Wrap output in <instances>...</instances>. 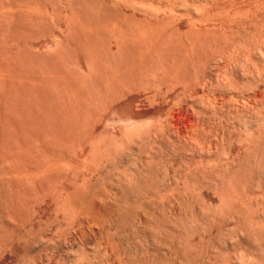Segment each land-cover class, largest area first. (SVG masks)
<instances>
[{
    "label": "rangeland",
    "instance_id": "374dc122",
    "mask_svg": "<svg viewBox=\"0 0 264 264\" xmlns=\"http://www.w3.org/2000/svg\"><path fill=\"white\" fill-rule=\"evenodd\" d=\"M263 56L264 0H0V264H262Z\"/></svg>",
    "mask_w": 264,
    "mask_h": 264
},
{
    "label": "bare ground",
    "instance_id": "6f19581e",
    "mask_svg": "<svg viewBox=\"0 0 264 264\" xmlns=\"http://www.w3.org/2000/svg\"><path fill=\"white\" fill-rule=\"evenodd\" d=\"M32 1H33V0H32ZM228 1H229V0H228ZM231 1H232V0H231ZM211 2H212V1H211ZM73 7H74V6H73ZM8 8H9V7H8ZM27 8H28V7H27ZM32 8H33V7H32ZM108 8H109V7H108ZM18 9H20V8H18ZM117 9H118V8H117ZM7 10H8V9H7ZM30 10H31V9H30ZM32 10H33V9H32ZM25 11H26V10H25ZM36 11H37V10H36ZM3 12H4V11H3ZM29 13H30V12H29ZM107 13H108V12H107ZM9 14H11V13H9ZM79 15H80V14H79ZM98 15H100V14H98ZM119 15H120V14H119ZM29 17H30V16H29ZM2 18H3V17H2ZM31 18H32V17H31ZM10 20H11V19H10ZM99 20H100V19H99ZM93 21H94V20H93ZM93 21H92V22H93ZM31 22H32V21H31ZM75 23H76V22H75ZM7 25H8V24H7ZM96 27H97V26H96ZM121 27H122V26H121ZM8 28H9V27H8ZM116 28H117V27H116ZM122 28H123V27H122ZM94 29H95V28H94ZM144 30H145V29H144ZM28 31H29V30H28ZM86 31H87V30H86ZM117 31H118V30H117ZM163 31H164V30H163ZM156 32H157V31H156ZM92 33H93V32H92ZM104 33H105V32H104ZM143 34H144V33H143ZM145 34H146V32H145ZM154 34H155V33H154ZM108 35H110V34H108ZM114 35H115V34H113V36H114ZM120 35H121V34H120ZM140 35H141V33H140ZM3 36H4V35H3ZM90 37H91V36H90ZM172 37H174V36H172ZM3 38H4V37H3ZM123 38H124V37H123ZM126 38H127V37H126ZM169 38H171V36H170ZM53 39H54V38H53ZM71 39H72V38H71ZM73 39H74V38H73ZM129 39H130V37H129ZM167 39H168V38H167ZM252 39H253V38H252ZM62 40H63V39H62ZM134 40H135V39H134ZM136 40H137V39H136ZM136 40H135V41H136ZM155 40H156V39H155ZM170 40H171V39H170ZM122 41H123V40H122ZM125 41H126V39H125ZM191 41H192V40H191ZM56 42H57V41H56ZM67 42H68V41H67ZM87 42H88V41H87ZM103 42H104V41H103ZM163 42H164V41H163ZM163 42H162V45H163ZM98 43H99V42H98ZM118 43H119V42H118ZM150 43H151V42H150ZM167 43H168V42H167ZM202 43H203V42H202ZM83 44H84V43H83ZM133 44H134V43H133ZM199 44H200V43H199ZM204 45H205V44H204ZM204 45H203V46H204ZM105 46H106V45H105ZM141 46H142V45H141ZM68 47H69V46H68ZM147 47H148V46H147ZM162 47H163V46H162ZM189 47H190V46H189ZM60 48H62V47H60ZM100 48H101V47H100ZM124 48H125V47H124ZM132 48H133V47H132ZM157 48H158V47H157ZM167 48H168V47H167ZM170 48H171V47H170ZM170 48H169V50H170ZM201 48H202V47H201ZM55 49H56V48H55ZM118 49H119V48H118ZM122 49H123V48H122ZM125 49H126V48H125ZM149 49H150V48H149ZM173 49H174V48H173ZM184 49H185V48H184ZM186 49H187V48H186ZM197 49H198V48H197ZM36 50H37V49H36ZM135 50H136V49H135ZM201 50H202V49H201ZM259 50H260V49H259ZM19 51H20V50H19ZM56 51H57V50H56ZM194 51H195V50H194ZM165 52H166V51H165ZM178 52H179V51H178ZM260 52H262V51H260ZM260 52H259V53H260ZM111 53H112V52H111ZM114 53H115V52H114ZM138 53H139V52H138ZM179 53H180V52H179ZM144 54H145V53H144ZM107 55H108V54H107ZM133 55H134V54H133ZM136 55H137V54H136ZM136 55H135V56H136ZM155 55H156V54H155ZM119 56H120V55H119ZM131 56H132V55H131ZM137 56H138V55H137ZM152 56H153V55H152ZM159 56H160V55H159ZM188 56H189V55H188ZM196 56H197V55H196ZM261 56H262V54H261ZM43 57H44V56H43ZM121 57H122V56H121ZM140 57H141V56H140ZM157 57H158V56H157ZM263 57H264V56H263ZM112 58H113V57H112ZM131 58H132V57H131ZM138 58H139V57H138ZM162 58H163V57H162ZM169 58H170V57H169ZM169 58H168V59H169ZM66 59H67V57H66ZM156 59H157V58H156ZM165 59H166V58H165ZM180 59H181V58H180ZM261 59H262V58H261ZM263 59H264V58H263ZM136 60H137V59H136ZM169 60H170V59H169ZM172 60H173V59H172ZM178 60H179V59H178ZM178 60H177V61H178ZM181 60H182V59H181ZM185 60H186V59H185ZM191 60H192V59H191ZM245 60H246V59H245ZM159 61H160V60H159ZM161 61H162V60H161ZM107 62H108V61H107ZM116 62H117V61H116ZM133 62H134V61H133ZM156 62H157V61H156ZM241 62H242V61H241ZM55 63H56V62H55ZM251 63H252V62H251ZM260 63H262V62H260ZM177 64H178V63H177ZM256 64H257V63H256ZM119 65H120V64H119ZM189 65H190V64H189ZM259 65H260V64H259ZM157 66H158V65H157ZM171 66H172V65H171ZM243 66H244V65H243ZM261 66H262V65H261ZM68 67H69V66H68ZM130 67H131V66H130ZM248 67H250V66H248ZM162 68H163V67H162ZM186 68H187V67H186ZM188 68H189V67H188ZM240 68H242V65H241ZM254 68H255V67H254ZM149 69H150V68H149ZM183 69H184V68H183ZM190 69H191V68H190ZM242 69H243V68H242ZM252 69H253V66H252ZM257 69L259 70V67H258ZM260 69H261V68H260ZM157 70H158V69H157ZM178 70H179V69H178ZM194 70H195V69H194ZM244 70H245V69H244ZM255 70H256V69H255ZM261 70H262V69H261ZM263 70H264V69H263ZM186 71H187V69H186ZM191 71H192V70H191ZM251 71H252V70H251ZM154 72H155V71H154ZM238 72H239V71H238ZM243 72H245V71H243ZM184 73H185V72H184ZM232 73H233V72H232ZM247 73H248V72H247ZM258 73H259V72H257V79L254 77V78H255V83L257 84V88H259V86L261 85L262 88H261V86H260V89L264 91V72H263V73L261 72L262 74H258ZM164 74H165V73H164ZM235 74H236V73H235ZM3 75H4V74H3ZM51 75H52V74H51ZM195 75H196V74H195ZM241 75H242V74H241ZM171 76H172V75H171ZM183 76H184V75H183ZM190 76H191V75H190ZM168 77H169V76H168ZM178 78H179V77H178ZM232 78H233V77H232ZM65 79H66V78H65ZM187 79H188V77H187ZM229 79H230V78H229ZM247 79H248V78H247ZM175 80H176V79H175ZM197 80H198V79H197ZM199 80H200V79H199ZM187 82H188V81H187ZM187 82H186V83H187ZM196 82H197V81H196ZM0 83H1V82H0ZM239 83H240V82H239ZM255 83H254V84H255ZM35 84H36V83H35ZM177 84H178V83H177ZM177 84H176V85H177ZM231 84H234V83H231ZM249 84H250V83H249ZM242 85H243V84H242ZM251 85H253V84H251ZM231 86H232V85H231ZM174 87H175V86H174ZM202 87H203V86H202ZM241 87H242V86H241ZM251 87H253V86H251ZM251 87H250V88H251ZM257 91H258V90H257ZM235 92H236V91H235ZM240 93H242V92H240ZM253 93H254V92H253ZM253 93H252V94H253ZM260 93H261V92H260V90H259V94H260ZM158 95H159V94H158ZM247 95H248V94H247ZM242 96H243V95H242ZM145 98H146V97H145ZM239 98H240V97H239ZM251 98H252V96H251ZM233 100H234V98H233ZM249 100H250V99H249ZM261 101H262V100H261ZM236 102H237V101H236ZM35 103H36V102H35ZM263 103H264V102H263ZM263 103H262V104H263ZM244 104H245V103H244ZM248 104H249V103H248ZM255 104H256V103H255ZM246 105H247V104H246ZM263 105H264V104H263ZM238 107H239V106H238ZM259 107H260V106H259ZM261 108H262V107H261ZM228 110H229V109H228ZM241 110H242V109H241ZM241 110H240V111H241ZM229 111H230V110H229ZM229 111H228V112H229ZM240 113H241V112H240ZM254 113H255V112H254ZM168 114H169V113H168ZM227 114H228V113H227ZM220 116H221V115H220ZM232 117H234V116H232ZM221 119H223V118H221ZM259 119H260V120H259ZM256 120H257V119H256ZM258 120H259V122H257V123H258L257 127H258V129H259L261 132H263L262 134H264V112L260 115V117H258ZM38 121H39V120H38ZM248 121H249V120H248ZM251 121H253V120H250V122H251ZM214 123H215V122H214ZM5 124H6V123H5ZM244 124H245V123H244ZM248 125H249V124H248ZM254 125H255V123H254ZM168 127H169V126H168ZM63 128H64V127H63ZM247 128H248V127H247ZM247 128H246V129H247ZM69 130H70V129H69ZM249 132H250V131H249ZM249 132H248V133H249ZM253 132H254V131H253ZM256 132H257V131H256ZM245 133H246V132H245ZM2 134H3V133H2ZM260 134H261V133H260ZM85 137H86V136H85ZM255 137H256V136H255ZM255 137H254V138H255ZM261 137H262V135H261ZM261 137H260V138H261ZM245 138H246V137H245ZM247 138H248V137H247ZM252 138H253V137H252ZM260 138H259V139H260ZM259 139H258L257 141H259ZM261 139H262V138H261ZM252 140H253V139H252ZM257 141H256V142H257ZM261 141H262V140H261ZM252 142H253V141H252ZM38 143H39V142H38ZM243 143H244V142H243ZM252 145H253V144H252ZM256 145H257V143L255 144V146H256ZM263 145H264V144H263ZM250 147H251V146H250ZM239 148H240V147H239ZM241 148H242V147H241ZM247 148H248V147H247ZM261 148H262V149H261L262 151H260L261 154L259 153V154H260L259 158L261 157V160H259V167H260V170H259V171H260V173H261V174L259 175V177H260V178H259V182H260L261 184H259V185H260V190H259L260 193H259V196L257 195V196L259 197V199H260V210H259V211H260V212H259L260 214L258 213V215H259L260 217H259V218H256V219H259V220H260V221H257V223H258V222L260 223V228H259L260 236H258V234H257V232H256L257 235H254V237H257V236H258L259 239H260V240L257 239V240H259L258 242H260V243L257 242V244H258L257 248L259 247V250H260V251H259V250H258V251L261 252V253H259V254H261L260 256H262V258L260 257L259 260L262 259L260 262H262V264H264V148H263V146H262ZM251 149H252V148H251ZM254 149H255V148H254ZM256 149H257V148H256ZM240 150H241V149H240ZM249 150H250V149H249ZM258 150H259V148H258ZM7 151H8V150H7ZM250 151H251V150H250ZM257 152H258V151H257ZM255 153H256V152H255ZM252 154H253V153H252ZM255 155H256V154H255ZM152 156H153V155H152ZM152 156H151V157H152ZM152 158H153V157H152ZM152 158H151V159H152ZM254 159H255V158H254ZM21 160H22V159H21ZM17 161H18V160H17ZM248 161H249V160H248ZM261 161H262L263 163H262ZM253 162H254V161H253ZM260 162H261L263 165H261ZM245 164H247V163L245 162ZM7 165H8V164H7ZM15 165H16V164H15ZM243 165H244V164H243ZM257 165H258V164H257ZM14 167H15V166H14ZM16 167H17V166H16ZM256 167H257V166H256ZM240 168H241V167H240ZM257 169H258V168H257ZM2 170H3V169H2ZM253 170H254V169H253ZM18 171H19V170H18ZM18 171H16V172H18ZM233 171H234V170H233ZM258 173H259V172L257 171V174H258ZM13 174H14V173H13ZM252 174H253V173H252ZM5 175H6V174H5ZM2 176H3V175H2ZM244 176H245V174H244ZM6 177H7V176H6ZM15 177H16V176H15ZM31 177H32V176H31ZM141 177H142V176H141ZM234 177H235V176H234ZM234 177H233V178H234ZM241 177H242V176H241ZM241 177H240V178H241ZM8 178H9V177H8ZM219 178H220V177H219ZM246 178H247V176H246ZM254 178H255V177H254ZM243 179H245V178H243ZM247 179H248V178H247ZM14 180H15V179H14ZM231 180H232V179H231ZM237 180H238V179H237ZM29 181H31V180H29ZM229 181H230V180H229ZM235 181H236V180H235ZM245 181H246V180H245ZM248 181H249V180H248ZM1 182H2V181H1ZM14 182H15V181H14ZM141 182H142V181H141ZM237 182H238V181H237ZM246 182H247V181H246ZM11 183H12V182H11ZM20 183H21V182H20ZM32 183H33V182H32ZM222 183H223V182H222ZM228 183H229V182H228ZM257 183H258V182H257ZM148 184H149V183H148ZM242 184H243V183H242ZM244 184H245V183H244ZM235 185H236V184H235ZM259 185H258V187H259ZM24 186H25V185H24ZM223 186H224V185H223ZM229 186H230V185H229ZM237 186H238V185H237ZM245 186H246V185H245ZM22 187H23V186H22ZM141 187H142V186H141ZM235 187H236V186H235ZM239 187H241V186H239ZM7 188H8V187H7ZM3 189H4V187H3ZM128 190H129V189H128ZM23 191H24V190H23ZM126 191H127V190H126ZM221 191H222V190H221ZM234 191H235V190H234ZM7 192H8V191H7ZM10 192H11V191H10ZM24 192H25V191H24ZM254 193H255V192H254ZM14 194H15V193H14ZM255 194H258L257 191H256ZM249 195H250V194H249ZM9 196H10V195H9ZM253 196H254V195H253ZM232 197H233V196H232ZM239 197H240V196H238V199H239ZM245 197H246V196H245ZM4 198H5V197H4ZM18 198H20V197H18ZM222 198H223V197H222ZM256 198H257V197H256ZM1 199H2V198H1ZM125 199H126V198H125ZM223 199H224V198H223ZM228 199H229V198H228ZM228 199H227V200H228ZM243 199H244V198H243ZM245 199H246V198H245ZM121 200H122V199H121ZM251 200H252V199H251ZM251 200H250V202H251ZM8 201H9V200H8ZM11 201H12V200H11ZM225 201H226V200H225ZM228 201H229V200H228ZM256 201H257V200H256ZM258 201H259V200H258ZM233 202H234V201H233ZM243 202H244V201H243ZM139 203H140V202H139ZM149 203H150V202H149ZM219 203H220V201H219ZM223 203H225V205H226L227 202H223ZM235 203H236V202H235ZM228 204H229V203H228ZM244 204H245V202H244ZM249 204H250V203H249ZM252 204H253V203H252ZM223 205H224V204H223ZM229 205H230V204H229ZM229 205H228V206H229ZM247 205H248V204H247ZM207 206H208V205H207ZM226 206H227V205H226ZM258 206H259V205H258ZM137 207H138V206H137ZM210 207H211V206H210ZM245 207H246V206H245ZM245 207H244V208H245ZM216 208H217V207H216ZM250 208H252V207H250ZM240 209H241V208H240ZM246 209H247V208H246ZM104 210H105V209H104ZM220 210H221V209H220ZM225 210H226V209H225ZM227 210H228V209H227ZM232 210H233V209H232ZM241 210H242V209H241ZM215 211H217V210H215ZM221 211H222V210H221ZM221 211H220V212H221ZM108 212H109V211H108ZM111 212H113V211H111ZM130 212H131V210H130ZM245 212H247V211H245ZM109 213H110V212H109ZM229 213H230V212H229ZM239 213H240V212H239ZM239 213H238V215H239ZM249 213H251V212L249 211ZM133 214H134V213H133ZM222 214H223V213H222ZM227 214H228V213H227ZM244 214H245V213H244ZM246 214H248V213H246ZM253 214H254V213H253ZM114 215H115V214H114ZM224 215H225V214H224ZM251 215H252V214H251ZM128 216H129V215H128ZM136 216H137V215H136ZM201 216H203V215H201ZM231 216H232V215H231ZM138 217H139V216H138ZM223 217H224V216H223ZM225 217H226V215H225ZM225 217L222 218L223 221H224ZM245 217H246V215H245ZM248 217H250V215H248ZM253 217H254V216H252V217L250 218V221H251V219H252ZM256 217H257V216H256ZM121 218H122V217H121ZM139 218H140V217H139ZM170 218H171V217H170ZM214 218H215V217H214ZM226 219H227V218H226ZM229 219H231V218H229ZM239 219H240V218H239ZM134 220H135V219H134ZM216 220H217V219H216ZM219 220H220V219H219ZM128 221H129V220H128ZM223 221L220 222V223H223ZM233 221H234V220H233ZM235 221H236V220H235ZM239 221H240V220H239ZM243 221H244V220H243ZM250 221H249V222H250ZM253 221H254V220H253ZM253 221H252V222H253ZM255 221H256V220H255ZM169 222H170V221H169ZM228 222H229V221H227V223H228ZM236 222H237V221H236ZM252 222H251V223H252ZM172 223H173V222H172ZM172 223H171V224H172ZM220 223H219V224H220ZM131 224H132V223H131ZM143 224H144V223H143ZM171 224H170V225H171ZM217 224H218V223H217ZM223 224H225V223H223ZM238 224H239V223H238ZM253 224H254V222H253ZM144 225H145V224H144ZM244 225H246V224H244ZM256 225H257V224H256ZM122 226H123V225H122ZM175 226H176V224H175ZM219 226H220V225H219ZM236 226H237V224H236ZM246 226H247V225H246ZM225 227H226V226H225ZM250 227H252V226H250ZM255 227H257V226H255ZM119 228H120V227H119ZM152 228H153V227H152ZM160 228H161V227H160ZM162 228H163V227H162ZM211 228H212V227H211ZM215 228H216V227H215ZM238 228H240L239 230H241V227H238ZM238 228H237V229H238ZM242 228H243V227H242ZM248 228H249V227H248ZM253 228H254V227H253ZM253 228H252V229H253ZM134 229H135V228H134ZM170 229H171V228H170ZM220 229H221V228H220ZM229 229L231 230V228H229ZM244 229L246 230V228H244ZM252 229H251V230H252ZM175 230H176V229H175ZM197 230H198V229H197ZM201 230H202V229H201ZM201 230H200V231H201ZM205 230H206V229H205ZM233 230L235 231L236 229L234 228ZM248 230H249V229H247L246 232H248ZM251 230H249L250 233H253L254 229L252 230V232H251ZM221 231H222V230H221ZM221 231H219V232H221ZM256 231H257V230H256ZM118 232H119V231H118ZM124 232H125V231H124ZM164 232H165V231H164ZM180 232H181V231H180ZM186 232H187V231H186ZM228 232H229V231H228ZM232 232H233V231L231 230L230 233H232ZM246 232H245V233H246ZM135 233H136V232H135ZM152 233H153V232H152ZM203 233H204V231H203ZM205 233H206V232H205ZM209 233H210V232H209ZM223 233H224V232H223ZM160 234H161V233H160ZM167 234H168V233H167ZM175 234H176V233H175ZM240 234H241V232H240ZM173 235H174V234H173ZM173 235H172V236H173ZM226 235H228V234H226ZM234 235H235V234H234ZM234 235H233V236H234ZM238 235H239V234H238ZM244 235H245V234H244ZM247 235H248V233H247ZM119 236H120V235H119ZM160 236H161V235H160ZM166 236H167V235H166ZM174 236H175V235H174ZM210 236H211V235H210ZM221 236H224V235L221 234ZM221 236H220V237L217 236V239L221 238ZM228 236H230V234H229ZM233 236H232V237H233ZM242 236H243V235H242ZM245 236H246V235H245ZM250 236H251V235H250ZM153 237H154V236H153ZM224 237H225V236H224ZM224 237H223V238H224ZM192 238H193V237H192ZM206 238H207V237H206ZM223 238H222L221 240H224ZM225 238H226V237H225ZM228 238H229V237H228ZM228 238H227V239H228ZM236 238H237V237H236ZM242 238H243V237H242ZM242 238H241V239H242ZM214 239H216V238H214ZM217 239H216V240H217ZM231 239L233 240V238H231V237H230V240H229V239L227 240L228 243H229L230 245H232V244H231V243H232V240H231ZM152 240H153V239H152ZM162 240H164V239H162ZM162 240H161V241H162ZM167 240H169V239H167ZM167 240H166V242H167ZM179 240H180V239H179ZM190 240H191V239H190ZM197 240H198V239H197ZM219 240H220V239H219ZM225 240H226V239H225ZM225 240H224V241H225ZM237 240H238V239H237ZM248 240H249V243H250V238H248V239H247V242L245 241V243H248ZM257 240H256V241H257ZM159 241H160V240H159ZM206 241H207V240H206ZM238 241H239V240H238ZM168 242H169V241H168ZM193 242H194V241H193ZM197 242H198V241H197ZM221 242H222V241H221ZM221 242H220V243H221ZM240 242H242V241H240ZM252 242H253V240H252ZM160 243H161V242H160ZM187 243H188V242H187ZM190 243H191V242H190ZM190 243H188V244H190ZM200 243H201V242H200ZM203 243H204V242H203ZM217 243H218V242H217ZM225 243H226V242H225ZM228 243H227V244H228ZM235 243H236V241H235ZM237 243H239V242H237ZM254 243L256 244V242H254ZM185 244H186V243H185ZM221 244H222V243H221ZM221 244H220V245H221ZM240 244H241V243H240ZM243 244H244V243H243ZM257 244H256V245H257ZM165 245H166V244H165ZM168 245H169V243H168ZM191 245H192V244H191ZM212 245H213V244H212ZM230 245H229V247H230ZM246 245H247V244H246ZM251 245L253 246L254 244H251V243H250V246H251ZM177 246H178V245H177ZM180 246H181V245H180ZM202 246H203V245H202ZM214 246H215V245H214ZM223 246H224V244H223ZM226 246H227V245H226ZM238 246H239V245H238ZM248 246H249V245H248ZM162 247H164V246H162ZM173 247H174V246H173ZM184 247H185V246H184ZM184 247H183V248H184ZM189 247H190V246H189ZM221 247H222V246H221ZM244 247H245V246H244ZM254 247H255V245H254ZM193 248H194V246H193ZM199 248H200V247H199ZM222 248H223V247H222ZM227 248H228V246H227ZM234 248H235V247H234ZM234 248H233V249H234ZM239 248H240V247H239ZM248 248H249V247H247V250H248ZM153 249H154V248H153ZM160 249H162V248H160ZM176 249H177V248H176ZM203 249H205V248H203ZM215 249H216V247H215ZM219 249L221 250V248H219ZM236 249H237V248H236ZM250 249H251V248H250ZM253 249H254V248H253ZM207 250H208V249H207ZM224 250H226V249H224ZM224 250H222V251H224ZM231 250H232V249H231ZM243 250H244V249H243ZM254 250L256 251V249H254ZM188 251H189V250H188ZM191 251H192V250H191ZM199 251H200V250H199ZM211 251H212V250H211ZM211 251L207 252V251L205 250L204 254L206 253L205 255L208 256V255H210ZM217 251H218V250H217ZM229 251H230V250H229ZM229 251H228V252H229ZM244 251H245V250H244ZM249 251H250V250H249ZM201 252H202V251H201ZM201 252H200V253H201ZM214 252H215V251H214ZM240 252H241V251H239V254L242 253V252H241V253H240ZM161 253H162V252H161ZM183 253H184V252H183ZM190 253H191V252H190ZM216 253H217V252H216ZM224 253H225V252H224ZM234 253H235V251H234ZM254 253H255V252H254ZM143 254H144V253H143ZM178 254H179V253H178ZM187 254H188V253H187ZM212 254H214V253H212ZM249 254H251V251H250ZM257 254H258V253H257ZM156 255H157V254H156ZM181 255H182V254H181ZM215 255H216V254H215ZM215 255H214V256H215ZM229 255H230V254H229ZM243 255H244V254H242V255L240 256L241 259L238 257V258L242 261V264H246V262H244L245 260H243V259H246V258H244L246 255H247L246 257L248 258V260H247L248 263H249V260H252V257H251V259L249 258L250 256L248 255V253L245 254L244 256H243ZM253 255H254V254H253ZM255 255H256V254H255ZM170 256H171V255H170ZM223 256H224V254H223ZM225 256H227V254H226ZM235 256H237V255H235ZM176 257H177V256H176ZM210 257H211V256H210ZM232 257H233V256H232ZM199 258H200V257H199ZM203 258H204V257H203ZM206 258H208V257H206ZM214 258H215V257H214ZM219 258H220V256H218L217 259H219ZM223 258H224V257H223ZM227 258H229V256H228ZM254 258H255V256H254ZM152 259H153V258H152ZM188 259H189V258H188ZM221 259H222V258H221ZM221 259H220V261H221ZM235 259H236V258H235ZM235 259H234V260H235ZM209 260H210V259H209ZM222 260H223V259H222ZM232 260H233V259H232ZM165 261H166V260H165ZM171 261H172V260H171ZM193 261H194V260L192 259L191 262H193ZM198 261H199V260H198ZM218 261H219V260H218ZM225 261H226V260H225ZM255 261H256V258L254 259V262H255ZM141 262H142V261H141ZM205 262H207V261H205ZM222 262H224V261H222ZM222 262H221V263H222ZM233 262H234V261H233ZM256 262H258V261H256ZM202 263H203V262H202ZM224 263H225V262H224ZM224 263H223V264H224ZM203 264H204V263H203ZM211 264H212V263H211ZM225 264H226V263H225ZM237 264H238V263H237ZM258 264H259V263H258ZM260 264H261V263H260Z\"/></svg>",
    "mask_w": 264,
    "mask_h": 264
}]
</instances>
